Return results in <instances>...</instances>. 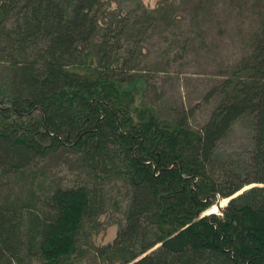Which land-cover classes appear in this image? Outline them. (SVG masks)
Wrapping results in <instances>:
<instances>
[{"label":"trees","instance_id":"trees-1","mask_svg":"<svg viewBox=\"0 0 264 264\" xmlns=\"http://www.w3.org/2000/svg\"><path fill=\"white\" fill-rule=\"evenodd\" d=\"M165 14L142 9L138 27ZM129 28L101 0H0V47L17 55L0 86V170L60 152L84 175L36 201L0 203V264L79 260L83 229L107 211L115 181L122 219L94 248L99 264H264V28L207 92L219 100L195 129L182 111L162 119L136 103L139 80L119 56ZM241 118L248 146L223 157L218 144Z\"/></svg>","mask_w":264,"mask_h":264},{"label":"rangeland","instance_id":"rangeland-1","mask_svg":"<svg viewBox=\"0 0 264 264\" xmlns=\"http://www.w3.org/2000/svg\"><path fill=\"white\" fill-rule=\"evenodd\" d=\"M101 3L107 13L130 19L119 56L127 59L125 74L139 80L136 103L151 106L162 119H172L174 113L182 111L187 124L194 129L205 122L219 100L217 94L205 99L207 92L223 79L227 68L248 55L251 41L264 28L263 0H101ZM161 4L166 7L165 22L138 27L142 9L156 10ZM11 21L6 22L7 26ZM5 44L0 47V86L10 62L17 58L16 52ZM249 134L248 119L237 120L218 144V153L223 157L241 155L248 146ZM79 171L75 156L60 152L36 160L14 174L0 170V203L17 206L27 199L36 201L53 187L79 184L84 178ZM104 191L107 211L85 225L84 236L78 242L79 260L67 264H99L94 248L112 241L122 219L126 196L123 185L117 181L109 183ZM113 201L119 203L116 209L112 208ZM224 204L225 201H220L206 214H218Z\"/></svg>","mask_w":264,"mask_h":264}]
</instances>
